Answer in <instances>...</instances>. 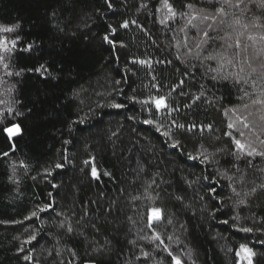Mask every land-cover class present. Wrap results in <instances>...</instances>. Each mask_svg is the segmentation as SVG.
<instances>
[{"label": "trees", "instance_id": "16d2710c", "mask_svg": "<svg viewBox=\"0 0 264 264\" xmlns=\"http://www.w3.org/2000/svg\"><path fill=\"white\" fill-rule=\"evenodd\" d=\"M167 2L0 0V264H264V3Z\"/></svg>", "mask_w": 264, "mask_h": 264}, {"label": "snow or ice", "instance_id": "6c2138e0", "mask_svg": "<svg viewBox=\"0 0 264 264\" xmlns=\"http://www.w3.org/2000/svg\"><path fill=\"white\" fill-rule=\"evenodd\" d=\"M163 2H164V7L167 8L168 11H169V13H171L174 16L175 13L173 12L171 6L168 4L167 0H163ZM261 2L264 3V0H261ZM241 6H242L241 0H221L220 6L216 9L215 15L212 16V17H209V16L206 15V16L203 17V20L207 21V20L211 19L212 22H213V24H217L218 23L220 26H223L225 23H227V18L230 15V13H229L228 10L230 8H240ZM109 7H111L110 4H109ZM189 7H191V6L189 5ZM232 15H233V18L231 19V25L230 26L233 28V30H235L236 28H244L245 31H246L248 26L246 24H244L239 17H235L234 14H232ZM194 19H196V17H194V16L191 17L189 19L188 23L191 24L192 23V20H194ZM127 26H128L127 23H125L124 25H122V27H127ZM252 26L253 27H258L260 25L253 24ZM17 27H18V25H15V26H12V27L0 26V32L11 33V32H14ZM208 27L211 28L212 27V24H209ZM114 32H115V30L113 29V34H114ZM203 35H204V37H208L209 36V33L207 31H205L203 33ZM239 35H243V33H239ZM248 39L254 41L256 39V37H254L252 35H249L248 36ZM259 39L262 40V41H264V35H261L259 37ZM104 40H105V42H107L109 44L113 43V41H111L107 35L104 37ZM0 45H4L3 51H5V52L11 51V49H9L7 47L5 41L0 40ZM14 46H15V43L13 42V47ZM31 47L32 46L29 45V47L27 49H24V50L25 51H29V50H31ZM196 47L199 48L200 45L197 44ZM228 47L231 48V47H233V45L232 44H229ZM234 47L237 50H239V51L235 52V54H234L235 56H240L242 54V52H246L247 51V46L246 45H242L240 43L239 38H237V40L235 41ZM220 59L221 60H227V62L230 63V64L233 62L231 59H228L223 54H221ZM257 59H259V54L257 55ZM245 61L249 64V67L251 68V73H256L257 72V68L252 66L251 61L248 60L247 57H245ZM260 69H261V75L264 76V63H261L260 64ZM34 71L37 72V73H39L41 76H43V74L45 72H47L48 69H47V67L44 64H41L37 68H35ZM240 71L243 72L244 69L241 68ZM153 102L155 103V105H156V107H157L158 110L161 107H167V105L164 103V100H163L162 97L161 98H154ZM254 103L255 104H264V101L257 99V100L254 101ZM112 106L113 107H120V105H115V104L112 105ZM261 119H264V117H261ZM147 123H151V121H148ZM248 126L249 125L247 123H244V127L247 128ZM180 127H183V126L181 125ZM229 127L231 128L232 125H229ZM5 131L8 132L9 138H11L12 136L18 134L19 131H20V129H19V126L16 125L14 127H8V128H6ZM235 143H236L237 147L239 149H241V151H243L244 146L242 144H240L239 141H235ZM172 146L175 147L176 144H173ZM247 154L248 155H252L253 153L252 152H248ZM190 158L196 159V157H190ZM56 167L57 168H60L61 165L60 164H57ZM105 174L107 175V173H105ZM49 175H51V172H49ZM92 175H93L94 178H97L96 170L94 168L92 170ZM253 191H255V189H253ZM44 210H46V209L45 208H42L41 209V211H44ZM33 215H35V213H33ZM156 218L159 219V216H157ZM68 230L71 231V228H69ZM242 230L245 231V232L251 231L250 229H247V228L242 229ZM32 239H35V237H33ZM157 239H158V237H157ZM241 252H244L247 255V257H248V264H251V256H252L251 250L248 249V248H246L245 246H241ZM237 255H239V253H237ZM175 264H180V262L177 260V261H175Z\"/></svg>", "mask_w": 264, "mask_h": 264}, {"label": "water", "instance_id": "95a60500", "mask_svg": "<svg viewBox=\"0 0 264 264\" xmlns=\"http://www.w3.org/2000/svg\"><path fill=\"white\" fill-rule=\"evenodd\" d=\"M19 134V133H18ZM18 134H16V135H18ZM9 135V134H8ZM16 135H14V136H16ZM14 136H12V137H14Z\"/></svg>", "mask_w": 264, "mask_h": 264}, {"label": "rangeland", "instance_id": "374dc122", "mask_svg": "<svg viewBox=\"0 0 264 264\" xmlns=\"http://www.w3.org/2000/svg\"><path fill=\"white\" fill-rule=\"evenodd\" d=\"M15 137V136H14ZM154 218V217H153Z\"/></svg>", "mask_w": 264, "mask_h": 264}]
</instances>
